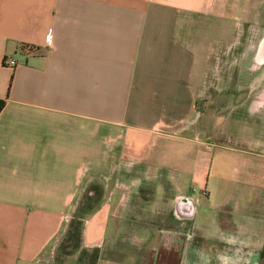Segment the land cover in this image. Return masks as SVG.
<instances>
[{"label":"crops","instance_id":"0c3cea01","mask_svg":"<svg viewBox=\"0 0 264 264\" xmlns=\"http://www.w3.org/2000/svg\"><path fill=\"white\" fill-rule=\"evenodd\" d=\"M228 1L0 0V264H50L90 183L96 200L103 191L114 234L91 241L89 221L83 227L97 262V248L130 228L141 186L155 188L152 215L173 218L168 199L182 191L169 189L161 168L184 157L162 146V134L187 128L197 101L215 92L210 24ZM8 56L18 64L7 66ZM154 165L160 173L145 176ZM179 168L170 173L177 181ZM100 209L97 200L93 216Z\"/></svg>","mask_w":264,"mask_h":264},{"label":"rangeland","instance_id":"374dc122","mask_svg":"<svg viewBox=\"0 0 264 264\" xmlns=\"http://www.w3.org/2000/svg\"><path fill=\"white\" fill-rule=\"evenodd\" d=\"M223 6L220 5L222 12L226 14L221 13L220 17H216L210 24V28L215 29L211 31V34H215V44L214 48L210 49L209 61L212 67L207 76L209 74L208 81L212 82L211 88H215V92L197 101L200 114L188 118L190 120L187 122V128L162 134L164 139H167L162 146H167L165 148L170 152V147L175 146L174 153L180 157L183 155L184 158L182 162L179 160L178 167L176 164H168L166 165L168 171L165 166L161 169L168 173V184L171 185L169 189L172 187L182 191L176 196L180 194L189 196L196 205L197 203L201 205L199 219L185 218L183 221L184 236L187 237L186 262L203 263V260L197 257V253L199 255L205 253L209 259L213 257L209 240L213 231L210 222L217 220L220 211L233 209L235 220L249 224L246 228L247 233L244 234L247 241L251 242V238L258 233L259 264H264L263 100H259L257 114L251 115L246 112V107L251 103L249 99L252 90L259 89L261 98L264 93V0H229L225 10ZM233 148H239L248 158L259 156V218L254 213L252 218V214L246 212L250 206L251 196L245 186L253 185V181H244L241 177V159L244 155L239 150L231 151ZM250 161L254 164L246 166L245 169L247 172H256L258 160L256 158L247 160V163ZM180 165L182 170L179 168ZM158 166H146L143 174L146 176L151 172L155 174L161 171L157 169ZM197 166L199 170L196 172ZM172 168L174 171L176 170L174 168H179L181 175L178 177L181 179L178 181L170 174ZM159 185L162 188L166 187L160 183ZM176 196H171L168 201L176 200ZM96 202L94 182L88 185L82 196L75 199L67 213L65 225L49 254L50 264H99L96 261L94 247L91 245L86 247L83 244V227L89 221L87 236L91 241L100 239L109 241L114 234H110L109 227H112L113 223L107 209H100L99 213L93 216ZM98 202L101 203V199ZM238 211L243 216H238ZM255 220L259 222L258 229L256 225L255 227L250 225ZM168 231L170 234L167 242L176 243L174 238L178 235L172 230ZM230 248V255L224 254L227 258L233 256L238 247ZM225 251L228 252V248H225ZM105 254L114 257L118 253L112 248H107ZM220 254L215 255L216 258ZM103 263L108 264L106 261ZM217 263L219 264L218 260ZM225 264H229V261L225 260Z\"/></svg>","mask_w":264,"mask_h":264},{"label":"flooded vegetation","instance_id":"af4514ba","mask_svg":"<svg viewBox=\"0 0 264 264\" xmlns=\"http://www.w3.org/2000/svg\"><path fill=\"white\" fill-rule=\"evenodd\" d=\"M261 96L264 97V93ZM260 99L259 90L254 91L251 103L246 107L248 114L255 115L258 113V103ZM262 102L264 103V101ZM213 141H215V139ZM233 149L234 150L231 151L239 150L241 153L243 152L239 148ZM243 155L244 156L241 159L242 171L240 172V175L244 178V181H253V185L245 186L251 196L250 206L246 212L251 213L252 218H254L253 213L259 218V156L255 157L256 160H258L257 171L247 172L245 167L254 164L252 161L247 163V160H254L255 158L245 157L244 152ZM243 161H245L244 164ZM153 188V185L150 183L140 187L137 195L132 201L133 210L128 214L131 222L127 224H130V228L123 230V235L120 237L117 244H103L101 247L99 246V249L97 248L98 257L101 259L99 264H104V261L109 264V261L111 262L112 259L117 257H120L121 261L126 262L131 256L136 257L131 259L133 260L131 264H193L191 262H186L185 239H187V237L184 236L183 221L185 218H198L201 205L199 203L196 205L195 201L189 196L182 194L176 196V204L172 218L174 219V222L169 225V220H167L166 214H160L158 216L154 214L152 215L153 210H151L150 204L155 200V188ZM102 195L103 191L98 190L97 200L99 201L101 199V203L105 199ZM101 203L98 202V209H100ZM233 213V209H224L218 213L217 220L213 223L210 222L213 231H215H212L209 236L213 257L209 259L205 253L202 255L197 253V257L201 258L200 260H203V263L201 264H218L217 260L219 264H225V260L229 261V264H259L258 233L251 238V242L247 241L244 234L247 233L246 228L249 224H242L235 220ZM237 213L238 216H243L239 211ZM118 224H122V222L118 221ZM250 225L253 227L256 225V229H258L259 222L258 220H255L252 221ZM168 226L169 229H172V231L178 235L177 238H174L176 239V243L167 242V239L169 238ZM231 246L238 248L233 256L227 258L224 254L230 255ZM107 248L116 249L115 251L118 252V254L115 255V257L106 256L105 252ZM225 248H228V252L225 251ZM219 253L221 254L216 258L215 255Z\"/></svg>","mask_w":264,"mask_h":264},{"label":"built area","instance_id":"2783aa9c","mask_svg":"<svg viewBox=\"0 0 264 264\" xmlns=\"http://www.w3.org/2000/svg\"><path fill=\"white\" fill-rule=\"evenodd\" d=\"M50 38H51V35L48 36V40H50ZM4 63L9 67H14L18 64V61L15 57L8 56L7 58H5Z\"/></svg>","mask_w":264,"mask_h":264},{"label":"trees","instance_id":"16d2710c","mask_svg":"<svg viewBox=\"0 0 264 264\" xmlns=\"http://www.w3.org/2000/svg\"><path fill=\"white\" fill-rule=\"evenodd\" d=\"M4 104H5V99H0V110L2 109Z\"/></svg>","mask_w":264,"mask_h":264},{"label":"bare ground","instance_id":"6f19581e","mask_svg":"<svg viewBox=\"0 0 264 264\" xmlns=\"http://www.w3.org/2000/svg\"><path fill=\"white\" fill-rule=\"evenodd\" d=\"M221 129H223V128H221ZM150 212V211H149ZM213 228V227H212ZM217 228V227H216ZM213 232H215V231H213ZM80 253V252H79ZM202 255V254H201ZM125 256V255H124ZM250 260V259H249ZM80 261V260H79ZM113 261V260H112ZM248 261V260H247ZM249 263H250V261H249ZM109 264H110V262H109Z\"/></svg>","mask_w":264,"mask_h":264}]
</instances>
